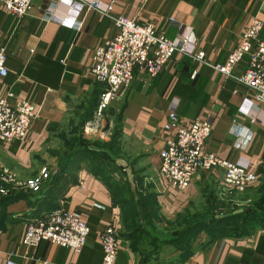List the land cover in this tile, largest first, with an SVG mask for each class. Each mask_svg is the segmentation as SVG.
Segmentation results:
<instances>
[{"label":"crops","instance_id":"crops-1","mask_svg":"<svg viewBox=\"0 0 264 264\" xmlns=\"http://www.w3.org/2000/svg\"><path fill=\"white\" fill-rule=\"evenodd\" d=\"M92 1L107 7L113 0H78L75 11L68 0H33L22 18L0 7V47L8 53V74L0 77V93L10 91L16 98L29 99L39 111L26 140L0 142V168H8L21 180L39 176L43 168L50 170L39 191L15 189L24 195L9 201L0 193V264H33L37 259L48 264H100L104 255L100 236L109 224L115 225L121 243L115 264H264V225H227L218 236L214 235L217 227L204 228L192 254L182 257L174 245L159 240L155 244L147 234H143L144 245L138 244L140 234L133 235L122 222L128 206L130 214L139 212L141 198L145 211H157L155 231L164 238V219L186 210L204 212L217 204L247 207L258 196L264 185V104L253 110L246 100L247 86L213 66L226 61L254 17L264 22V0H115V13L153 23L172 39L188 35L192 54L176 52L155 77L143 66H135L132 85L107 110L111 135L114 123L119 125L117 157L127 161L134 173L135 186L129 182L133 204L125 201L123 183L129 179L118 159L120 167L110 165L116 169L111 176L91 170L86 161L60 175L56 156L89 140L81 128L93 117L106 88L91 73L92 53L113 36L116 27L109 16L88 9ZM80 21L83 25L78 29ZM199 52L204 53L203 59L197 58ZM248 66L246 55L234 68L235 74L241 75ZM173 106L187 122L214 116L205 149L253 166L258 178L243 192V199L234 197L235 190L219 169L196 173L186 191L175 189L161 175L159 152ZM94 140L109 143L111 137ZM60 207L78 213L89 224L83 250L45 240L26 248L27 224ZM156 245H160L155 248L158 252L148 256Z\"/></svg>","mask_w":264,"mask_h":264},{"label":"built area","instance_id":"built-area-1","mask_svg":"<svg viewBox=\"0 0 264 264\" xmlns=\"http://www.w3.org/2000/svg\"><path fill=\"white\" fill-rule=\"evenodd\" d=\"M71 10H77L78 0H68ZM115 0L107 7L99 2H89L88 9H97L109 16L116 31L104 40L92 53L91 73L106 88L100 95L93 117L88 120L82 132L88 138L111 137L107 129L105 112L114 98L121 96L132 85L134 68L141 65L150 77L158 75L176 52L192 55L189 36L182 33L170 38L160 32L153 23L139 22L122 13L114 12ZM33 6V0H0V7L19 18L26 16ZM175 21L174 18H171ZM76 22H72L74 26ZM83 21L77 28L80 29ZM181 27V25H179ZM264 22L254 17L244 31L240 43L231 51L224 63L213 67L228 77H233L248 88L246 100L254 110L264 104V36H261ZM248 55L249 66L241 75L234 68ZM198 59L204 53L199 52ZM8 53L0 47V77L8 74ZM250 114V113H248ZM39 111L34 102L26 98H16L13 92L0 93V142L26 140L30 128ZM164 125L165 145L159 152V170L169 185L179 191H186L196 173L203 170H221L225 183L237 192L245 191L258 178L253 166L224 159L205 149L211 137L215 117L194 119L187 122L173 106ZM253 121L257 117L252 113ZM50 171L43 168L41 174L26 180L17 179L8 168H0V193L7 194L12 189L39 191ZM90 233L89 224L78 213L64 207L53 209L30 221L25 230L23 244L26 248L37 247L42 241L71 247L81 252ZM100 244L104 255L100 264H115L121 243L114 224L107 225L101 233ZM33 259V258H32ZM37 259L33 264H48ZM9 264H15L10 262Z\"/></svg>","mask_w":264,"mask_h":264},{"label":"trees","instance_id":"trees-1","mask_svg":"<svg viewBox=\"0 0 264 264\" xmlns=\"http://www.w3.org/2000/svg\"><path fill=\"white\" fill-rule=\"evenodd\" d=\"M100 98V96H99ZM99 100V99H98ZM98 103V102H97ZM97 106V105H96ZM109 110V108L107 109ZM107 115V111L105 112V116ZM111 121L112 118H109ZM108 120V124L110 123ZM112 122H114L112 120ZM84 126V124H83ZM81 128V131L83 129ZM119 125L114 123L113 132L111 135V141L109 143L100 142L97 140L91 141L87 140V144L81 140L82 146H76L74 149L65 152H58L56 154L58 158V164L60 166V175L65 173L66 171H73L72 168L75 164L80 161H86L87 166L95 171L100 173H106L105 175H110L116 171V169L110 168V165L113 164L115 166L120 167L116 164L118 159V153L115 151L117 147V140L119 134ZM91 146H98L99 148H105L102 152H97L95 148ZM103 163V164H102ZM104 167V168H103ZM111 176V175H110ZM43 186V185H42ZM118 189H120V185H117ZM123 193L126 198V202L128 204H133L134 192L131 189L129 184V180L124 181L123 183ZM24 195L23 191H18L15 189L10 190L5 196H7V200L9 201L11 198L20 197ZM235 197V196H234ZM239 199H243L240 197ZM140 202L139 212L135 214L129 213L128 209L124 211V216L122 218V222L126 228V230H130L133 232V235L138 233L140 236L136 239L138 244L144 245L145 237L143 234H147V236L152 239V241L156 244V241L164 242V245H174L176 250L181 251L182 257H186L194 251L193 243L195 239L198 237L200 232L207 227H217V235L224 234V229L221 228L223 226H261L264 225V185L261 187V190L258 192V196L251 200L250 204L246 206H241L237 204H224V205H214L211 210L206 209L204 212H195L192 213L189 210H186L183 213L178 214V216L174 219L177 220L175 224V229L169 230V235H165L162 238L155 231V217H157L156 210L145 211L143 208V200L138 199ZM147 207L153 208V204H146ZM56 209V208H55ZM242 209L241 211H237ZM51 211V210H50ZM49 212V211H48ZM222 213V214H221ZM225 213V214H224ZM224 214V215H223ZM155 215V216H154ZM143 220L141 223L140 221ZM131 235V237L133 236ZM213 236V235H212ZM160 245H156L153 247V250H148V256L151 254H156ZM156 248V249H155ZM144 250V249H143Z\"/></svg>","mask_w":264,"mask_h":264},{"label":"rangeland","instance_id":"rangeland-1","mask_svg":"<svg viewBox=\"0 0 264 264\" xmlns=\"http://www.w3.org/2000/svg\"><path fill=\"white\" fill-rule=\"evenodd\" d=\"M111 106V105H110ZM110 108V107H109ZM89 140H91V141H94V139L93 138H89ZM50 171V170H49ZM11 172V171H10ZM11 173H13V172H11ZM13 175L17 178V179H19L14 173H13ZM244 192V191H243ZM243 192H237V191H235L234 192V196H237L238 197V199L240 198V197H242V195H243ZM240 200V199H239ZM158 218H159V216H158ZM176 222H177V220L176 219H169V220H166V222H165V219H164V230H166V231H164V236L165 235H169V230H171V229H175V224H176Z\"/></svg>","mask_w":264,"mask_h":264},{"label":"water","instance_id":"water-1","mask_svg":"<svg viewBox=\"0 0 264 264\" xmlns=\"http://www.w3.org/2000/svg\"><path fill=\"white\" fill-rule=\"evenodd\" d=\"M118 163L124 167L131 185L135 186L134 173L129 163L122 158L118 159Z\"/></svg>","mask_w":264,"mask_h":264}]
</instances>
